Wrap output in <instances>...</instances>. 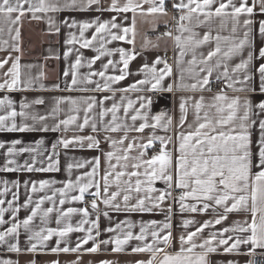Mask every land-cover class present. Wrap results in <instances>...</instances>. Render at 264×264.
<instances>
[{
    "label": "snow or ice",
    "instance_id": "1",
    "mask_svg": "<svg viewBox=\"0 0 264 264\" xmlns=\"http://www.w3.org/2000/svg\"><path fill=\"white\" fill-rule=\"evenodd\" d=\"M100 0H36L33 3L32 0H0V17L8 25V31L11 32L13 25H18L21 18L30 13L35 20L43 19L38 13H57L66 9L74 11H85L94 5H99ZM260 5V13H264V0H253V6H248L246 0H240L239 6L234 0H173L172 8L180 13L178 17V31L183 33H190L188 36L177 35L175 40L177 46L180 48V56L182 57L186 51L193 50L195 46L201 45L211 39L210 33H204L202 39L195 38L196 34L192 31L193 27L202 23L211 21L213 18H220L221 27H225L227 22L231 21V33L232 37H222L217 35L215 37L217 46L214 50L209 51L206 57L197 61L195 54H193L192 60L188 61L189 67L182 69L187 71L195 82L192 84L178 85L184 88H191L193 90L200 88L203 89L209 84V77L214 70L219 71L221 66L223 71L217 76V79L224 78L226 87L233 88L234 91H249L254 92L256 89L248 87L253 76L249 72L250 66L253 64L254 59L264 60V46L259 47L258 56H254L253 51H248L247 57L240 60L233 67L229 68L227 60L242 52L245 47L249 49L254 48L256 44V33L254 32L255 21L250 17L254 13V7L256 4ZM148 7L145 9L143 5ZM97 11H111L117 15L113 16L111 20L99 22V20H93L90 22L77 21L74 18H65L60 21L59 24L52 18H48L49 27L59 33L61 27L66 26L68 29H79L80 40H77L75 35H72L70 39L65 41L66 45H73L80 43L82 48H88L92 45L93 41L97 40L99 34L100 46L97 49L98 56H94L89 62L88 67L94 64L101 56H112L114 53H119V63L123 65L119 69V75H106L105 71L89 72L87 75L78 79L77 69L82 66V55H77L74 63L71 64V70H65V77L71 75V83L67 86L69 89L74 88L78 83H93L90 77L99 76L103 78V89L111 90L110 84L124 80L127 75L131 73L128 71L129 62L135 58L134 51H128L124 48L106 49L105 44L111 41H125L127 43L134 44L133 39H127L129 33L135 36V14L139 12L140 15H167L166 0H125L123 4L119 3V0H111V5L107 9L100 7L96 8ZM133 13V22L131 27L122 26L117 22V17L121 13ZM13 14L14 18H13ZM246 14L249 18H245L242 21L243 34L241 38H237L235 34L237 29L241 26V15ZM203 17V19H201ZM126 18V17H125ZM176 19V17H173ZM187 22V23H185ZM95 25V31L92 34L91 39L84 38L85 30L92 28ZM3 28L0 27V32ZM259 39L264 44V19L258 21ZM16 35L14 40L19 38L20 29L15 28ZM106 34V36L104 35ZM171 36L172 33H166ZM227 41V50L222 52L220 47V41ZM4 44L7 41H3ZM19 51V48H16ZM73 51L72 48H68L65 51L64 56L67 58ZM222 57L218 59L215 65L209 66V62L213 57ZM7 63V60L0 61V68ZM179 63V60L177 61ZM163 64V67L158 65ZM198 65H202L197 67ZM110 66H115L114 61L109 59L107 63L103 65L106 70ZM139 71L145 75V79L137 80L134 84L129 85L126 89H121L122 92L135 90L138 87L150 85L148 91L163 90L171 92L173 85L169 84L167 88H163L162 82L165 77L172 74L171 66L159 56L152 62V65L144 64ZM255 71L259 74V92L264 94V62L259 63V66L255 68ZM206 73V74H205ZM231 73V74H230ZM240 73H243L242 78ZM42 75V74H41ZM5 76H11L9 82L5 79L3 83H0V89H13L21 84V73L19 65V57H16L13 61L11 68L5 73ZM32 83L31 78L24 82V87L28 88ZM236 84H241L243 87L235 88ZM43 87V86H42ZM55 87H59L56 85ZM97 91L101 90L99 82L96 83ZM109 99V97L104 98ZM124 97H121L123 100ZM145 97H138L140 100V107L134 109L135 114L130 118L133 121V125L129 126L127 123H119V117L117 115L120 108H123V112L127 115L129 109L133 108L135 103L132 100H128L127 104L121 105L113 103L111 108L103 109L99 115L101 122L106 112L112 114L111 121L104 125V130L108 132L123 131L125 133L119 140H112L110 137L105 139L110 141V147L112 151L103 153V156L108 162V167L104 170L100 179H96L99 174L100 157H94L92 163V171L85 172L83 177L77 176L75 182L71 179L64 182V186L52 191V195H41L39 199L33 201L32 194L38 193L48 188L54 181L40 180L38 182L32 181L31 187L28 190L29 194L27 199L24 200L22 205L17 204L13 207V201L18 199L17 192L12 193V200L0 199V205L7 203L8 208L0 207V225L10 223L11 226L6 227L3 231H0V245H7L8 251L17 252L21 251L19 243L11 242V239L18 238L20 233L19 229L23 227L28 233V244L25 250L28 252H36L38 247H43L45 243L53 236L59 238L66 237L72 232H84L85 224L91 223V226L87 228V235L82 239H78L75 247L65 246L59 247L61 243L60 239H57V247L51 248L53 253L58 252H77L87 245L88 241H93L91 248H86L87 252H96L101 245L113 244V251H122L123 246L128 244L131 240L142 242V246L132 248V252H147L150 253V258L147 261H137L136 264H209L208 256L210 253H215L220 247L223 248L225 253L237 250L241 245L251 244L252 250L257 247L264 248V118L258 120L259 138L255 141L256 151H253V141L251 138V129L257 123V120L252 119L253 115L259 117L264 115V101H260L255 105L258 109L257 113H253V105L249 99L244 100L243 115H238L240 109V98H229L224 94L223 90L217 93L212 102L208 104L209 111H205L201 116V110L204 107L203 97L194 103L195 114V126L188 125L189 130L186 133L181 132L177 135L179 141L178 148L175 151L178 155L173 156V153L167 150V144L171 142V137L167 140L163 137L150 136L146 143H137L136 139L127 142L126 147L123 146L127 141V133L129 131L143 132L145 128L163 127L165 130L172 125V118L167 117L166 122H162V118L165 113L161 112L151 119L154 121L151 125L147 123L148 114L141 113V109H145L148 105L144 103ZM148 99V104L151 103V99ZM61 100H68L72 105L77 103L76 100L71 98H61L57 100V105L61 103ZM12 101L5 97L0 99V106H7L9 111L5 115H0V131L8 132H25V131H37L48 132L58 131L61 126L67 129L68 125L77 123L78 117L76 115H69L66 119L59 120L53 127L49 128L45 123L48 119V115H54L59 111V108H54L52 113L48 115L32 114L30 119L33 121L32 125L27 123H21L17 125L15 118L19 115L22 118H29V113L26 111H20L17 113L15 109H12ZM35 104H43L42 99H36L33 101ZM87 107L83 109L85 116L83 123L78 124L80 129H83L86 125H89L90 119L88 113L93 107L99 103L101 106L104 101H97L95 97H89L85 101ZM22 109L28 108L27 103L21 104ZM180 118L179 125L184 126L187 123V100L182 98L179 104ZM214 109V113L211 110ZM76 109H70L74 111ZM140 119L143 123L139 124V127H135V122ZM12 121L10 124L8 121ZM91 128L93 132L98 131L96 122H91ZM155 140H159L161 147L158 154L153 155L150 159L145 160L143 157L145 152L143 150L152 146ZM87 142V148H99V140L92 135L89 136H74L71 139L62 138L57 143L52 144L53 150L58 145L67 149L72 145H79L81 148L85 146ZM21 142L19 140H12L10 146L0 142V149L7 148L4 153L5 161L3 171L15 172V171H28V172H49L58 170V160H53L52 156L58 155L55 151L48 157L49 163L47 167H34L36 163V157H32V162L27 161L23 165H19L15 159H9L19 153H33L36 151L31 146L20 147ZM37 145L44 143L43 139L35 142ZM133 149L140 150L138 156H131L130 153ZM122 153V154H121ZM115 160V163H113ZM129 161H135L129 163ZM78 168L84 167L83 163H77L75 165ZM73 165L68 164L67 168L71 171ZM129 167L133 169L128 171ZM119 169V170H117ZM143 169V171H141ZM127 177V179H124ZM84 178H87V182H82ZM103 181V193L107 198L103 199V204L112 207L115 211H127V212H152L154 209L160 208L162 202L172 196L174 189L180 190L179 197H172L174 201L179 202V210L183 212H200L204 213L209 208L214 211L218 208L223 209L222 213L218 214V218L214 221H205L194 231H188L186 235L179 237L180 250L175 254H169L167 247L170 246L173 240L172 232L170 231L171 217L173 213L172 206L167 208L168 215L165 217V222L162 225L163 230H167L166 234H162L161 231H150L149 225L152 228H158L157 221H149L147 224H142L139 230V234H134L131 230L126 232L122 231V224H127V227L131 229L133 225L129 222H121L117 224L115 229L107 228L104 231L114 232L116 230L122 231V236L117 235L109 240H100L96 242V237L100 235V230L97 221L93 220L89 222L86 219H82L74 227L70 222L73 213H79L83 217L89 216V211L86 207L72 208L69 207L66 210L55 207V198L59 193V204H65L66 199L69 198V193L73 189H78V195H71L72 201H83L85 194L91 195L93 198L90 201L91 209L99 212L97 198L101 196V184ZM163 181L166 187L164 189H157L154 187L155 181ZM134 181V183H133ZM4 187L0 189V195H3L9 191V181H2ZM38 183V187H37ZM13 187L19 189V181H11ZM25 187L29 185V181H24ZM116 187V191L109 192L111 186ZM95 188L94 192H90V189ZM137 194V199L134 204L130 203L132 199L131 193ZM123 195L124 207L121 208L120 204L115 203L117 198ZM158 193V194H157ZM191 199L195 203H185V201ZM45 201L53 202L52 207L42 209V205ZM211 202V203H209ZM34 203V207L32 204ZM200 204L202 206L198 207ZM20 207L31 209L30 214L26 216L22 221L17 218V212ZM11 210V221L4 219L5 213ZM243 210L250 214V219H245L243 222H236L232 227H225L219 232L210 233L207 238L203 239L199 244L195 242V238L201 234L205 228L211 223L220 224L221 221L227 219L229 213ZM56 212V224L58 227H39L38 230L33 229L34 217L39 215L42 225H46L50 214ZM104 216L108 213L104 212ZM194 221L185 219L183 225L185 227L193 224ZM63 224L61 227L60 225ZM95 229L96 237L92 235ZM46 233V234H45ZM233 233L234 235H227ZM150 235L151 242L149 243L147 237ZM35 241V242H33ZM163 244L164 247L160 245ZM199 248L201 251L196 252ZM158 256L161 257L158 259ZM0 264H12L11 260H0ZM52 264H59L58 261H53ZM101 264H110L109 261H102ZM228 264H232L231 261Z\"/></svg>",
    "mask_w": 264,
    "mask_h": 264
},
{
    "label": "crops",
    "instance_id": "2",
    "mask_svg": "<svg viewBox=\"0 0 264 264\" xmlns=\"http://www.w3.org/2000/svg\"><path fill=\"white\" fill-rule=\"evenodd\" d=\"M33 3H36V0H32ZM125 0H119L120 4H123ZM173 0H166V10L167 15H140L139 12L135 14V36L133 37L132 33H129L127 39L134 38V44L127 43L125 41H111L105 44L106 49H115V48H124L128 51H134L135 58L129 62L128 71L131 73L127 75L124 80L114 82L110 84L111 90L103 89V78L99 76L90 77L93 83H78L74 88L69 89L67 86L71 83V75L65 77V70H71V64L75 62L77 55H82V66L77 69L78 79L87 75L89 72H99L105 71L106 75H119V69L123 67L119 63V53H114L112 56H101L94 64L91 65V68L88 67V62L94 57L98 56L99 52L97 49L100 46L99 34L97 40L93 41L92 45L88 48H82L80 43H75L73 45H66L65 41L70 39L72 35H75L77 40H80L79 29H68L66 26L61 27L59 33L55 32L54 29L49 27L48 18L52 17L57 24L65 18H74L77 21L90 22L93 20H99V22H104L106 20H111L113 16L117 14L111 11H97L96 8L100 7L102 9H107L111 5V0H100L99 5H94L92 8L85 11H74V10H63L57 13H38L43 19L35 20L32 18L30 13H26L18 25L12 26V31H8V25L4 22L3 18L0 17V27L3 28V31L0 32V61L7 60V63L0 68V83H3L5 79L11 80V76H5V73L8 72V69L11 68L13 61L16 57H19L20 73H21V84L13 89H0V99L7 97L12 103V109H15L17 113L20 111H26L29 113V118L25 119L19 115L15 118V123L17 125L27 123L29 125L33 124V121L30 119L32 114L39 115H48L52 113L54 108H59V111L54 115H48L46 124L49 128L53 127L59 120L66 119L69 115H76L78 117L77 123L67 126V129L61 126L58 131H48V132H37V131H25V132H8L0 131V142L5 143L10 146L12 140H19L21 143L17 145V148L31 146L36 149L33 153H19L14 157H9V159H15L19 165H23L26 161L28 163L32 162V157H36V163L34 167H47L49 160L48 157L52 155L55 151L58 153L56 156H52L53 160H58L56 171L49 172H28L24 170L15 171V172H5L3 171L5 156L4 153L7 151V148L0 149V189L4 187L2 181H9V191L3 195H0L2 200H12V193L17 192L18 199L13 201V207L17 204L22 205L24 200L27 199L29 194V189L31 187L32 181L40 180H49L54 181L48 188L32 194L33 201L39 199L41 195H52V191L64 186V182L71 179L75 182L76 177H83L85 172L92 171V161L94 157H100V168L99 174L96 179H100L103 175L104 170L108 167V162L103 156V153L112 151L110 147V141L105 139L110 137L112 140H119L122 136L125 135L123 131L118 132H108L104 130V125L108 124L112 119V114L106 112L103 117V122H101L100 111L103 109L111 108L113 103L117 104H127L128 100H132L135 103L133 108L129 109L128 114L126 115L123 112L121 107L117 115L119 117V123H127L129 126L133 125L131 116L135 114L134 109L140 107V100L138 97H145L144 103L148 106L145 109H141V113L148 114L147 123L151 125L154 121L151 119L152 116H155L161 112L165 113V116L162 118V122H166L167 117L172 118V125L169 126L167 130L163 127H157L153 129L152 127L145 128L143 132L129 131L127 133V141L123 146L117 145L119 147H126L127 142L136 139L137 143H146L147 139L150 136L163 137L167 140L168 137H171V142L167 144V150L173 153V156L178 155L175 151L178 148L179 141L177 140V135L181 132H187L189 130L188 125L195 126V110L194 103L203 97L204 107L201 110V116H203L205 111H209L208 104L212 102V98L221 90L229 98L239 97L240 98V109L238 115H243V104L244 100L247 98L251 101L253 105V113H257L258 109L255 108V105L260 101H264V94L259 92V74L255 71V68L259 66V63L264 62V60L254 59L253 64L249 68V72L252 74L253 79L249 82L248 87L255 88L254 92L249 91H234L233 88L226 87V82L223 77L217 79V76L220 72L223 71L221 66L219 71L214 70L211 76L209 77V84L205 88H197L195 90L191 88H184L178 85L183 84H192L195 82L193 78L187 71L182 69H187L189 67L188 61L192 60L193 54L197 61L201 60L203 57L207 56L209 51H212L217 46V41L215 37L220 35L222 37H232L231 33V21L229 20L225 27H221L220 18H213L211 21L202 23L198 26L193 27L192 31L196 34L195 38L202 39L204 33H210L211 39L201 45H197L193 50L186 51L185 54L180 56V48L177 46L175 36L182 35L188 36L190 33L181 34L178 31V17L173 18V11H176L172 8ZM186 2V0H185ZM234 2L239 6L240 0H234ZM248 6H253V0H246ZM143 7L146 9L148 5L144 4ZM260 5L257 3L254 7V13L250 17L255 21L254 32L256 33V44L254 48L245 49L237 55L230 57L227 60L229 68L233 67L236 63H239L241 59L247 57L248 51H253L254 56H258V49L264 44L261 43L259 39L258 31V21L264 19V13L259 11ZM13 14V18H14ZM126 17V18H125ZM245 18H249L246 14H242L241 26L237 29L235 36L241 38L243 34L242 21ZM203 19V17H201ZM117 22L122 26L131 27L133 22V13H121L117 17ZM172 24V27H169V24ZM187 23V22H185ZM19 27L20 35L19 38L14 40L13 37L16 35L15 28ZM159 28H164L163 33H158ZM95 31V25L92 28L85 30L84 38L91 39L92 34ZM171 32L172 35H166V33ZM106 36V34H104ZM3 41H7L6 44ZM220 47L223 51L227 50V41L221 40ZM19 48V51L16 48ZM72 48L73 51L65 58L64 53ZM170 55L171 59L167 60V56ZM160 57L162 60L166 61L172 68V74L165 77L162 82L163 88H167L169 84L173 85V90L171 92L163 90L148 91L150 85H145L138 87L135 90H130L127 92H122L121 89H126L129 85L134 84L137 80L145 79V75L139 71V69L144 65H152V62L156 57ZM222 57L218 56L213 57L209 62V66L215 65L218 59ZM111 59L114 61L115 66H110L108 69H104L103 65ZM179 60V63L177 61ZM202 66L198 65L197 67ZM163 67V64L158 65ZM42 74V75H41ZM206 74V73H205ZM231 74V73H230ZM242 78L243 73L239 74ZM31 78L32 83L28 88L24 87V82ZM99 82L101 85V90L97 91L96 83ZM216 82L220 84L219 87L215 86ZM59 85V87H55ZM43 86V87H42ZM235 88H241L243 85L236 84ZM157 92V96L153 97L152 93ZM124 97L121 100V97ZM89 97H95L97 101L103 100L104 103L101 106L97 103L92 110L88 113L90 123L86 125L83 129L78 127V124L83 123L85 113L83 109L87 107L85 103ZM109 97V99H104ZM61 98H71L77 101L75 105H72L68 100H61V103L57 105V100ZM151 99V103L148 104V99ZM184 98L187 100V123L184 126L179 125L180 118V108L179 104L181 99ZM36 99H42L43 104H35L33 101ZM27 103L28 108L22 109L21 104ZM70 109H76L70 111ZM9 111L7 106H0V115H5ZM214 109L211 110L214 113ZM264 118V115L257 117L256 115L252 116V119L257 120V123L251 129V138L253 141V151H256L255 141L259 138V129H258V120ZM8 121L7 123H11ZM91 122H96L98 131L93 132L91 128ZM143 120L138 119L135 122V127H139L140 123H143ZM95 136L100 144L99 148H87V142L85 146L81 148L79 145H72L69 148L65 149L62 146L58 145L55 150L52 148V144L57 143L59 139L66 138L71 139L74 136ZM43 139L44 143L42 145H37L35 142L37 140ZM161 144L159 140H155L151 147L146 150L144 159H150L153 155L158 154ZM137 149H133L130 153L131 156L135 157L139 155ZM122 154V153H121ZM135 161H129L133 163ZM77 163H83L84 167L78 168L75 165ZM115 163V160H113ZM68 164H72L73 167L71 171L68 170ZM119 170V169H117ZM129 167L128 171H132ZM143 171V169H141ZM124 179H127L125 177ZM11 181H19V189L12 186ZM24 181H29V185L26 188ZM82 182H87V178H84ZM134 183V181H133ZM101 184V196L97 198V204L99 212L91 209L90 203L84 204L83 201H72L70 196L75 194L78 195V189H73L69 193V198L66 199L65 204H59V193L55 198V207L66 210L69 207L72 208H82L86 207L89 211L88 217H83L79 213H73L70 222L74 227L82 219H86L89 222L95 220L98 223L100 230V235L96 237L95 229L93 230L92 235L96 237V242L100 240H109L117 235L122 236V231L126 232L131 230L134 234H139V230L142 224H147L149 221H157L159 227L152 228L149 225L150 231H161L162 234H166L167 230H163L162 225L165 222V217L168 215L167 208L171 205L173 209L171 217V229L173 240L170 246L167 247V252L169 254H175L180 250V241L179 237L181 235H186L188 231H194L195 228L199 227L205 221H214L218 218V214L222 213L223 209L218 208L215 211L212 208H209L206 212L192 213V212H183L179 210V202L174 201L172 197H179L180 190L174 189L172 191V196L167 200L161 203L160 208L154 209L152 212H127V211H115L112 207L106 206L103 204V199L107 198L103 193V181L100 180ZM37 183V187H38ZM154 187L157 189H164L166 185L163 181L157 180L154 183ZM116 187L113 185L109 188V192L116 191ZM95 188L90 189V192H94ZM174 192H178L177 194ZM158 194V193H157ZM122 192L121 195L117 198L115 203L120 204L121 208L124 207ZM132 199L130 203L134 204L136 202L137 194L133 191L131 193ZM89 194H85V198H91ZM185 203H195L191 199L185 201ZM211 203V202H209ZM34 207V203L32 204ZM53 202L45 201L41 206L43 208L52 207ZM198 207L202 206L200 204ZM0 207L8 208L7 203L0 205ZM30 207L24 208L20 207L17 212V218L23 220L27 215L30 214ZM107 212L108 215L104 216L103 213ZM56 212L50 214L47 224L42 225L39 215L34 217L33 220V229L38 230L39 227H58L56 224ZM250 219V214L244 212L243 210L235 211L227 215V219L221 221L220 224L211 223L204 231L195 238V242L199 244L203 239L207 238L210 233L219 232L225 227H232L236 222H243L245 219ZM4 219L6 221H11V210L5 213ZM189 219L194 221L193 224L185 227L183 225V220ZM129 222L133 225L131 229L127 227V224H122V231L116 230L114 232L104 231L107 228L115 229L117 224L121 222ZM11 226L10 223L0 225V231H3L6 227ZM61 227L63 224L60 225ZM91 226V223L85 224L84 232H72L69 233L66 237L59 238L53 236L48 240L43 247H38L36 252H28L25 249L29 247L27 237L29 233L21 227L19 229V237L11 239V242L19 243L21 251L10 252L8 251L7 245H0V260H11L12 264H52L53 261H58L59 264H101L102 261H109L110 264H136L137 261H147L150 258V253L147 252H132L133 247L142 246V242L131 240L128 244L123 246L122 251L114 252L112 249L113 244L101 245L99 250L96 252H87L86 248H91L93 246V241H88L87 245L81 247L77 252H58L53 253L51 248L57 247V239L61 240L59 247L63 248L65 246L75 247L78 239H82L87 235V228ZM46 234V233H45ZM227 235H234L229 233ZM148 242H151L150 235L147 237ZM35 242V241H33ZM164 247L163 244L160 245ZM196 252L201 251L199 248L195 250ZM264 252V248L257 247L252 250L251 244L241 245L237 250H234L229 253H225L223 248L220 247L217 252L210 253L208 256L209 264H228L229 261L232 264H251L252 256L255 253ZM161 258L158 256V259Z\"/></svg>",
    "mask_w": 264,
    "mask_h": 264
},
{
    "label": "built area",
    "instance_id": "3",
    "mask_svg": "<svg viewBox=\"0 0 264 264\" xmlns=\"http://www.w3.org/2000/svg\"><path fill=\"white\" fill-rule=\"evenodd\" d=\"M172 14H173V17H179V15H180V13L177 12V11H173ZM169 27H172V24H171V23L169 24ZM164 30H165L164 28H159V29L157 30V32L161 34V33L164 32ZM166 58H167V60H170V59H171V56L168 55ZM215 86L219 87L220 84H219L218 82H216ZM152 96H153V97H156V96H157V92H153V93H152ZM174 193L177 194L178 192H174ZM92 198H93V197L84 199V200H83V203L86 204V205L89 204ZM251 264H264V252H258V253H255V254L252 256Z\"/></svg>",
    "mask_w": 264,
    "mask_h": 264
}]
</instances>
